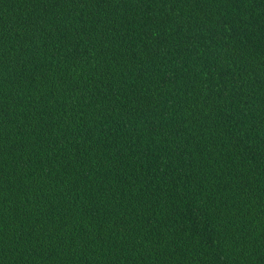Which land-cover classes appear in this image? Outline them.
I'll list each match as a JSON object with an SVG mask.
<instances>
[{"label": "trees", "instance_id": "16d2710c", "mask_svg": "<svg viewBox=\"0 0 264 264\" xmlns=\"http://www.w3.org/2000/svg\"><path fill=\"white\" fill-rule=\"evenodd\" d=\"M0 264H264V0H0Z\"/></svg>", "mask_w": 264, "mask_h": 264}]
</instances>
